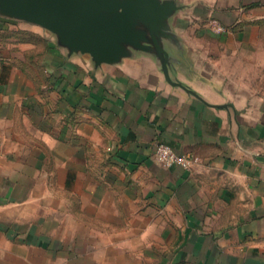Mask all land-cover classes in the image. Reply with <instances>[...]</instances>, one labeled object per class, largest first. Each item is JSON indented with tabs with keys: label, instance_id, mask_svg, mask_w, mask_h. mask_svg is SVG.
Instances as JSON below:
<instances>
[{
	"label": "crops",
	"instance_id": "obj_1",
	"mask_svg": "<svg viewBox=\"0 0 264 264\" xmlns=\"http://www.w3.org/2000/svg\"><path fill=\"white\" fill-rule=\"evenodd\" d=\"M177 2L169 72L196 94L154 54L96 66L0 16L22 21L0 26V264H264V0Z\"/></svg>",
	"mask_w": 264,
	"mask_h": 264
},
{
	"label": "water",
	"instance_id": "obj_2",
	"mask_svg": "<svg viewBox=\"0 0 264 264\" xmlns=\"http://www.w3.org/2000/svg\"><path fill=\"white\" fill-rule=\"evenodd\" d=\"M180 7L177 0H0V16L45 28L68 54L88 53L96 66L154 54L169 81L195 93L169 72L167 42L181 47L171 25Z\"/></svg>",
	"mask_w": 264,
	"mask_h": 264
},
{
	"label": "built area",
	"instance_id": "obj_3",
	"mask_svg": "<svg viewBox=\"0 0 264 264\" xmlns=\"http://www.w3.org/2000/svg\"><path fill=\"white\" fill-rule=\"evenodd\" d=\"M216 30L222 33L225 32L227 28L222 25H216ZM155 158L164 166L180 164L186 168L192 167L197 161V158L193 154L178 153L171 145L160 141L155 143Z\"/></svg>",
	"mask_w": 264,
	"mask_h": 264
},
{
	"label": "rangeland",
	"instance_id": "obj_4",
	"mask_svg": "<svg viewBox=\"0 0 264 264\" xmlns=\"http://www.w3.org/2000/svg\"><path fill=\"white\" fill-rule=\"evenodd\" d=\"M15 22H22V21H15ZM15 22L14 20L12 21L11 19H8V18L2 19V17H0V26H3V25L11 26V25L16 24Z\"/></svg>",
	"mask_w": 264,
	"mask_h": 264
}]
</instances>
